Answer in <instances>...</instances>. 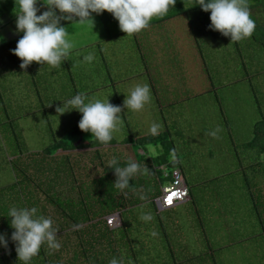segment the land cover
<instances>
[{"label": "trees", "instance_id": "trees-1", "mask_svg": "<svg viewBox=\"0 0 264 264\" xmlns=\"http://www.w3.org/2000/svg\"><path fill=\"white\" fill-rule=\"evenodd\" d=\"M249 7L256 23L253 34L241 41H231L230 37L209 27L210 12L202 10L197 5V0H176L174 7H170L165 15L152 18L149 25L141 32L127 35L123 31H116L105 39L90 44L87 50L93 47L98 48L93 61L96 59L101 62V68L107 71L105 78L110 84L99 87L102 85L100 68L97 69L100 83L93 87H84V91H79L78 88L75 91L76 93L84 92L88 96L92 92L106 88L105 91L110 92V103L122 106L121 122H125L128 118L126 109H123L121 95L116 91L112 94L110 89L126 80V78L117 76L119 75L117 68L123 58L136 53L145 69L136 76H144L151 91L150 103L141 111H146L148 105L151 106V104L152 107L155 104L157 106L162 91H167L165 101L170 108L193 99L197 94L194 92L192 95L188 89L184 96L181 90L176 95L172 92L171 89L176 81L173 78L166 80V83L157 81L153 67L166 64L165 58L156 61L152 59L156 54L155 46L149 47L141 36L177 18L184 19L183 22L192 31L199 52H201L202 45L197 37L200 35L206 39L207 45L212 46L213 43H217L216 41L224 45L223 59L226 55L225 46L230 45V50L233 52L232 55L229 52V58L233 60L235 56L237 64H241L244 68L246 76L241 80H245L249 76L247 65L256 57L255 50L264 53V0H249ZM15 8V0H0V12L6 14L9 19H12L13 14L16 15ZM92 16L104 22L108 32V23L112 19L116 20L107 11L100 14L93 13ZM61 23L69 22L61 21ZM20 36L0 43V111L4 113H6L5 101L8 99L5 91L6 84L2 83L1 79L8 76V73L26 72L30 74L32 72L35 76L38 71L33 62L27 68L22 69L21 59L12 53L11 50L16 47ZM125 38L130 39L129 52L124 43ZM242 43H245L244 49ZM95 65L97 64L93 63V66ZM181 76L182 83L186 79L183 75ZM133 77L135 76L130 78ZM72 83L74 84L73 78ZM215 89L212 88V90ZM38 97L42 101L40 92H38ZM49 106L42 105L39 111ZM24 115L26 114L13 118L6 116L4 121H0V126L8 123L14 126V121ZM78 116L81 118L79 112ZM172 118L174 115L169 119ZM78 121L69 135L72 138L80 137L82 144L75 145L65 139H55V142L36 154L38 164L31 163V160H28V163L22 162L20 157L11 158L12 170L20 174L22 181L29 179L25 190L21 191L22 196L25 194L23 197L19 194L12 195L20 187L22 181L0 187V232H7L9 236L11 234L9 218L5 216L7 209L13 205L37 207L38 213L53 218L54 226L57 228L61 248L48 251L42 245L40 252L32 258L30 264H108L113 256H122L125 264H226L224 256L226 249L235 247L237 244H244L249 240L261 239L264 242V116L255 124L252 139L245 144V149L251 157L246 167H250L251 180L247 174H244L243 181L232 185L224 183L226 178L216 177L211 180L214 184L205 187L210 188L211 195L207 194L198 203L186 181L181 159L177 156L176 163H172L171 157L167 156L171 151V148L166 147L169 143V130L159 132L156 136L149 134L141 136L136 141L138 149H134V139L128 138L124 141H117L114 137L108 145H103L92 137L90 132L79 129ZM163 121L167 127V118L163 117ZM84 133L89 136L86 143L83 142L86 141ZM171 142V147L174 149L175 142L174 140ZM149 146H161L164 152L151 156L147 150ZM120 147L127 148L128 153L112 151ZM82 149L91 150L90 156L94 163V170L85 169L86 166L81 165V162L74 158V152ZM17 155L15 152V156ZM112 155L120 158L121 166L126 163L128 157H131L151 172V175H139L130 181L134 190H128L127 197L113 186L116 179L114 170L105 166L107 159ZM241 169L243 170V167ZM175 170H179L183 175L189 189V199L170 208H164L158 204L157 200L161 198L163 189L171 185V173ZM242 170L237 169V174L241 175L239 171ZM135 190H142L149 197V202L143 209L139 206L144 202L138 199ZM9 201L14 204H10ZM190 203L194 205L196 216H193L192 211L188 218L184 213L191 206ZM205 208H211L214 212ZM141 210H150L152 220L148 222L140 220ZM245 213L249 217L242 220ZM112 216H118L115 226L108 223V219ZM240 223L243 226H251L253 234L241 241L231 242L232 226ZM152 232L156 235L152 236ZM208 236L211 237L210 240ZM256 260L255 264H264L263 253ZM0 264H23L22 261H18L15 245L10 240L8 250L0 248Z\"/></svg>", "mask_w": 264, "mask_h": 264}, {"label": "rangeland", "instance_id": "rangeland-1", "mask_svg": "<svg viewBox=\"0 0 264 264\" xmlns=\"http://www.w3.org/2000/svg\"><path fill=\"white\" fill-rule=\"evenodd\" d=\"M42 2L46 4L47 0ZM42 2L39 5L41 11L46 10L47 7ZM92 17L94 28L90 22L64 24L69 28L68 38L72 41L73 48L71 55L62 62L61 66L49 67L33 62L38 70L35 76L32 72L30 74L8 73V76L1 79L2 83L6 84L8 100L5 101L6 113L0 111V121H4L6 116L13 118L22 114L26 115L14 121V126L11 123L0 126V187L22 181L20 174L12 170L11 158L20 157L22 162L28 163V160H31V163L38 164L36 154L55 142V139H65L75 145L82 144L80 137L72 138L69 135L80 118L78 112L71 110L58 114L56 108L62 106V101L74 95L76 88L84 91V87H93L100 83L97 69L101 68V62L95 59L91 64L82 63L81 57L88 51H92L95 56L98 48L93 47L87 50L90 44L105 39L116 31H121L119 25H116L117 20L112 19L108 23V32L104 22L96 16ZM11 18L0 12V43L22 35L16 31V15L13 14ZM183 21L184 19L177 18L141 36L149 47L155 46L156 54L152 59L156 61L165 58L166 64L153 67L157 81L166 83V80L173 78L176 81L171 90L175 95L181 90L184 96L187 89L191 94L195 92L194 94L197 95L191 100L183 101L170 108L165 101L167 91H162L157 106L156 104L153 107L152 104L148 105L146 111L126 110L128 119L121 122L120 130L114 134V137L117 141L134 139V149H138L136 141L141 136L148 135L147 129L150 123L152 121L161 123L160 132L170 131L169 143L166 147L171 148V151L167 156L171 157L173 150L171 141L174 140L176 156L181 159L186 181L198 203L207 194L211 195L210 188L205 187L214 184L211 180L216 177L226 178L224 183L232 185L243 181L244 174H247L250 180L252 178L250 167L246 168L251 157L245 149V144L252 139L257 121L264 116V53L255 50L256 57L247 65L249 76L241 80L246 76L245 70L241 64H237L235 56L233 60L229 58V52L231 55L233 52L230 50V45L225 46L226 55L223 59L224 45H221L219 41H216L218 44L207 45L206 39L200 35L197 37L202 45L199 52L195 36ZM129 42V38L124 39L128 52ZM242 48H245V43H242ZM93 63L97 65L93 66ZM143 66L136 53L123 58L117 68L119 72L117 76L126 80L110 89L112 94L115 91L118 92L123 102L131 87L137 83H147L144 76H136L137 73L145 70ZM101 70L102 85L99 87L110 84L105 78L107 71L102 68ZM181 75L186 79L182 83ZM131 76L135 77L130 78ZM213 87L216 89L212 90ZM105 90L107 89L92 92L88 97L107 99L110 92ZM38 92L42 95V101L38 97ZM54 94L56 96H53ZM42 105L50 106L44 109L42 107L43 111H39ZM173 115L174 118L169 119ZM163 117L167 118V127ZM217 129L215 137L209 135L211 131ZM84 134L86 141L83 142L86 143L89 136L87 133ZM151 148L154 149L155 154L147 147L151 156L164 152L161 146H151ZM112 151L127 152V148L120 147ZM90 154V149H82L74 152V158L78 159L81 165H85V169L94 170ZM237 169L242 170L239 171L241 175L237 174ZM28 183L29 179L22 181L12 195L22 196L21 191L25 190ZM9 203L14 204L11 201ZM193 206L191 204L186 209L184 213L186 217L189 218L192 211L193 216H196ZM205 209L214 212L211 208ZM247 209L246 207V211ZM248 217L245 213L242 220ZM232 229L231 242L241 241L253 234L251 226H243L241 223L233 225ZM208 237L210 240L211 237ZM224 253L226 264H255L257 257L262 253L264 255V242L261 239L245 241L244 244H237L235 247L226 249Z\"/></svg>", "mask_w": 264, "mask_h": 264}, {"label": "clouds", "instance_id": "clouds-1", "mask_svg": "<svg viewBox=\"0 0 264 264\" xmlns=\"http://www.w3.org/2000/svg\"><path fill=\"white\" fill-rule=\"evenodd\" d=\"M42 0H15L16 31L22 33L12 49V53L21 59L20 67L27 68L32 62L44 66H61L71 55L72 41L68 38V27L61 23L67 21L84 24L90 22L94 28L92 14L107 11L118 21L121 31L127 35L139 33L149 25L154 17L165 15L170 7H174L176 0H47L46 10L41 11L39 5ZM197 5L205 12H210V28L230 37L231 41H241L250 37L256 27L251 16L249 0H197ZM58 10V11H57ZM39 13V14H38ZM94 53L88 51L81 57L80 62H92ZM151 100V91L147 83H137L130 88L123 101V109L138 112L145 108ZM76 110L81 113L78 127L82 131L90 132L103 145L114 138L120 130L122 120V106L110 103L109 98L88 97L84 92H77L62 106H57L56 112ZM162 130V124L152 121L147 133L156 136ZM217 130L209 135L215 137ZM149 151L155 154L149 146ZM119 157L112 155L105 166L114 170L113 186L125 197L128 190H134L133 179L139 175H151L146 166H142L135 159L128 157L121 166ZM175 149L171 153V162L176 163ZM143 209L149 202V197L142 190H135ZM5 217L9 218L11 234L0 232V248L8 250L9 240L15 245L18 261L30 264L37 256L42 245L48 251L61 248L57 236V228L51 216L38 213L35 206H10ZM139 219L148 222L152 220L150 210H141ZM152 236L156 233L152 232ZM108 264H125L124 258L113 256Z\"/></svg>", "mask_w": 264, "mask_h": 264}, {"label": "built area", "instance_id": "built-area-1", "mask_svg": "<svg viewBox=\"0 0 264 264\" xmlns=\"http://www.w3.org/2000/svg\"><path fill=\"white\" fill-rule=\"evenodd\" d=\"M171 179V185L163 189L161 198L157 200L158 204L164 208H170L189 199V189L181 172L179 170L173 171ZM117 221L118 216H112L108 219V223L111 226H115Z\"/></svg>", "mask_w": 264, "mask_h": 264}]
</instances>
